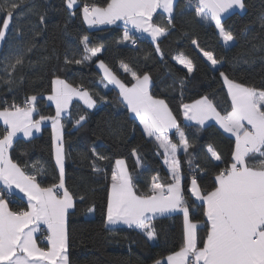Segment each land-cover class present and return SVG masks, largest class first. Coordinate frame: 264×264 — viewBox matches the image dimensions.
<instances>
[{"label": "snow or ice", "instance_id": "obj_1", "mask_svg": "<svg viewBox=\"0 0 264 264\" xmlns=\"http://www.w3.org/2000/svg\"><path fill=\"white\" fill-rule=\"evenodd\" d=\"M65 5L71 16H75L74 9L82 12L83 20L89 26L123 21L121 42L133 46L137 42L135 33H147L156 42L175 28V0H108L105 5L95 0L91 3L87 0H65ZM26 6L28 14L37 15L39 24H44L46 9L40 12L28 6L26 0H4L0 4V16L3 17L0 20V43L6 40L10 24L25 15ZM234 8L244 9V0H187L180 14L194 12L201 22L214 23L223 43L228 45L234 36L225 28L223 19L224 14ZM157 10H162V15H165L166 26L153 22ZM261 24L264 25V17H261ZM33 32L34 41L35 36L40 34L39 28ZM18 39L23 40V36ZM33 41L14 46L2 61L0 71L5 74L3 82L9 85V90L15 82L13 73L24 66L28 53L35 47ZM192 43L199 48L195 40ZM81 45L79 58L73 55L70 59L65 53V64H86L93 58L98 59V67L103 72L101 83L105 88L110 84L119 89L121 102H126L130 111L138 117L145 138L155 144L156 154L162 158L170 174L167 183L161 182L159 173L151 175L148 190L140 192L135 181L149 169L142 164L137 150L133 148L131 153L140 169L136 177L130 173L125 159H115L104 226L111 231L114 226L127 225L139 230L148 240H154L156 230L153 221L157 217L179 212L183 216V243L178 251L167 256L166 262L156 260L155 264H264V88L230 78L216 67H222L223 62L213 52L200 49L227 86L230 110L222 113L205 95L193 103L182 104L183 116L201 127L207 121L215 120L224 132L235 137L234 151L229 160H224L220 152L209 145L205 149L202 167L200 163H194L189 153L193 145L168 104L152 94L151 76L147 72L137 73L121 62L120 68L130 74L133 81L130 85L126 84L103 59H99L103 45H92L87 36L82 37ZM258 47L264 48V44L253 45L254 49ZM154 51L163 57L159 43L155 44ZM176 59L188 73L193 72L192 61L183 53H178ZM243 62L249 61L245 59ZM52 84V94L47 99L55 102L54 116L41 115L39 119H33V114L38 111L36 95L26 97L22 105L13 102L0 108V120L7 126L0 136V264H70L69 210L75 209L77 199L83 202L84 196L74 197L65 183L66 153L61 119L62 116L69 118L68 109L74 97L88 108H95L97 101L83 86L73 87L58 76ZM179 84L182 89L184 80H180ZM46 120L52 122L58 182L42 187L35 172L26 173L13 161L10 150L18 133L31 137L33 129L39 131ZM85 120L86 117L80 115L75 125L82 126ZM172 130H175L176 142L170 136ZM91 152L93 159L90 167L94 172L104 174L105 168L100 162L109 161L111 157L97 152L96 146L91 148ZM180 153L185 156L188 165L187 178L182 170ZM221 164L225 166L220 168ZM208 165H214L217 171L212 190L205 191L197 176L206 173ZM35 167L32 165L33 169ZM14 189H19L27 197L25 208L12 210L9 207L4 196L5 193L11 196ZM186 194L194 198L193 202L205 205L203 222L191 218ZM88 211L94 212V206ZM41 225L46 226L44 240L47 247L38 243L37 234L41 232ZM198 228L204 230L203 236L198 235Z\"/></svg>", "mask_w": 264, "mask_h": 264}, {"label": "trees", "instance_id": "obj_2", "mask_svg": "<svg viewBox=\"0 0 264 264\" xmlns=\"http://www.w3.org/2000/svg\"><path fill=\"white\" fill-rule=\"evenodd\" d=\"M4 0H0L2 4ZM91 3L93 0H87ZM105 5L108 0H95ZM187 0H178L175 7V28L163 37L159 47L163 53L154 51L155 44L147 38L138 42L136 47H129L121 42L123 29L117 25L89 29L85 24L82 12L75 10L71 16L65 0H26L28 6L39 9L46 16L43 25L38 16L28 14L10 24L6 40L0 46V69L3 59L16 45L33 41V30L39 28L35 36V47L28 53L25 64L13 73L11 85L4 83L5 74L0 71V108L13 102L23 104L26 97L37 96V117L55 115V108L46 102L45 97L52 94V81L58 76L72 84L83 86L97 101V108L90 111L81 103L75 102L70 108L69 118L63 119L64 147L66 152L65 183L74 197L84 196L83 202L77 199L76 207L69 213V257L70 264H155L168 255L178 251L183 243V216L175 214L153 221L156 230L154 244L140 233L128 227H118L111 231L106 228V203L111 183V172L115 159H125L127 167L134 177L140 172L131 154L135 148L141 157L142 164L149 171L140 175L135 181L140 192H146L150 176L159 173L161 182L170 181V174L162 158L156 154V146L149 142L142 132L138 121L131 116L128 108L121 102L119 92L101 83L102 73L97 68L98 59L86 64H65V53L71 59L82 54L81 40L87 36L92 45H103L99 59L112 69L126 84L132 81L130 74L120 68L121 62L128 64L137 73L147 72L152 78V94L164 99L176 116L193 147L189 153L194 163L204 167L205 149L211 145L220 152L224 160H229L235 147V139L225 134L217 125L201 127L184 121L182 104L193 103L207 95L222 113L230 110V97L219 72L203 57L200 49L213 52L223 62L219 65L230 78L246 85L264 88V48H253V45L264 44V0H244L245 11L234 12L223 19L226 29L232 31L233 43L226 47L214 23L201 22L194 12L181 15ZM82 7V4L80 5ZM3 17L0 16V20ZM154 23L166 26V20L155 16ZM15 25V28L13 27ZM23 36V40L18 39ZM195 40L199 48L193 45ZM183 53L194 65L192 73L177 63L176 56ZM147 56V59L145 57ZM48 57V59H44ZM248 63H244V60ZM239 60V62H237ZM184 80L181 89L179 81ZM106 83V81L104 82ZM103 98V99H102ZM84 115L82 126L75 125L76 119ZM2 133V130L0 129ZM171 137L176 142V136ZM111 157L109 161L100 162L105 173L100 174L90 167L93 154L91 148ZM11 158L26 173L35 172L37 182L42 187L58 182V169L54 161L53 130L50 125L43 128L39 136L30 140L19 139L11 149ZM185 177L189 176L188 165L183 154L180 155ZM35 165V169L32 168ZM225 165L221 164L220 168ZM217 168L208 165L206 173L197 179L203 190H212ZM187 183V179L185 180ZM194 221L205 220V206L186 194ZM27 205L23 199L11 204L12 210L23 209ZM95 208L89 212L90 207ZM204 230L198 229L203 236Z\"/></svg>", "mask_w": 264, "mask_h": 264}, {"label": "crops", "instance_id": "obj_3", "mask_svg": "<svg viewBox=\"0 0 264 264\" xmlns=\"http://www.w3.org/2000/svg\"><path fill=\"white\" fill-rule=\"evenodd\" d=\"M177 1H178V0H175V7H176V4H177ZM244 11H245V8H244V9H239V8L231 9V10H229L228 13H225V14H224V18L227 17L228 15L234 13V12H240V13H243ZM157 15H160L161 18L165 20V15H162V10H157V13H156V14L154 15V17H153V22H154V18H155V16H157ZM84 22H85V21H84ZM85 24L87 25V27H88L89 29H98V28L107 27V26H112V25H117V26H119V27L124 28V23H123V21H117L115 24H103V25H93V26H89L86 22H85ZM129 27H130V26H129ZM142 34L145 36V38H147L148 40L152 41L151 38L148 36L147 33H142ZM162 38H163V37L159 38L158 41H160ZM158 41H156V42H153V41H152V42H153V43H157ZM232 43H233V41L229 42L228 45H225V46L228 47V46H230ZM101 53H102V52H101ZM101 53H100V54H101ZM205 59H206V58H205ZM176 61H177V63H179L178 60H176ZM207 62H208V61H207ZM208 63L210 64V62H208ZM179 64H180V63H179ZM180 65H182V64H180ZM182 66H183V65H182ZM183 67H184V66H183ZM216 67H219V65H217ZM97 68L99 69L98 64H97ZM99 70H100V72H101L102 75H103L102 70H101V69H99ZM152 85H153V82H152ZM109 86L115 88V89L119 92V89L116 88L114 85H110V84H109ZM53 87H54V86H53ZM226 88H227V86H226ZM50 95H51V94H50ZM48 96H49V95H47V96L45 97L46 102H47L49 105H51V106H53V107L55 108V102H54V101H49V100L47 99ZM121 99H122V98H121ZM75 102L81 103L85 108H87V109L90 110V111H92V110H94V109L97 108V104H96V107H95V108H88L87 105H85V104L83 103V101L79 100V98H77V97H74L73 100H72L71 105L69 106L68 114H69V111H70L71 106H72L73 103H75ZM124 104H125V106L127 107L126 102H124ZM127 108H128V107H127ZM37 110H38V109H37ZM128 110H129L131 116L134 117V118L138 121V123H139V119H138V117H136L135 114L132 113V112L130 111L129 108H128ZM182 111H183V109H182ZM37 114H38V111H37V113H34V114H33V119H39V117H37ZM183 118H184V116H183ZM63 119H64V118H63V116H62V119H61L62 122H63ZM184 121H185L186 123L196 125L194 121L189 122V121L185 120V118H184ZM209 124H215V125H217V126H218V127L224 132V130L219 126V124H218L215 120H209V121H207L206 124H205L204 126H202V127H205V126H207V125H209ZM46 125H50V126L52 127V122H51V120H46V121H44V122L41 124V126H40V130H39V131H36L35 129H33V134H32L31 137H24V136H23V133H18V134H17V137L14 139L13 146H14L15 142H16L17 140H19V139L30 140V139H32L33 137L39 136V135L42 133L43 128H44ZM139 125H140V124H139ZM140 126H141V128H142V125H140ZM6 127H7V126L3 124V121L0 120V129L2 130V133L0 132V136H2V135L4 134V131H5V128H6ZM174 131H175V130H172V132L170 133V136H171L172 133H174ZM224 133L227 134L228 136H230V137H232V138L235 139V137H234L231 133H226V132H224ZM171 138H172V137H171ZM172 140H173V139H172ZM174 142H175V141H174ZM10 152H11V150H10ZM65 153H66V152H65ZM181 154H182V153H180L179 155H181ZM10 156H11V153H10ZM126 165H127V163H126ZM13 193H15V194H17V195H20V196L23 198V200H24V202L26 203V205H27V197H26L23 193L19 192V189H14V190H13ZM200 203H201V202H200ZM202 204H203V203H202ZM203 205H204V204H203ZM204 206H205V205H204ZM9 207H10V206H9ZM10 208H11V207H10ZM72 210H73V209H72ZM72 210H69V213H70ZM175 214H181V213L176 212V213H172V214L165 215V216H163V217H168V216H172V215H175ZM163 217H157L156 219L163 218ZM68 218H69V216H68ZM156 219H155V220H156ZM118 227H128V226H127V225H123V224H121V225L114 226L113 229H114V228H118ZM128 228H129V227H128ZM42 229H44V230L46 231V226L41 225V230H42ZM68 229H69V228H68ZM198 229H199V228H198ZM40 233H41V232H40ZM40 233L37 234V235H38V243H39ZM68 234H69V230H68ZM154 241H156V238L154 239ZM39 244H40V243H39ZM40 246H41V247H47L48 245L45 246V245L40 244ZM163 261L166 262V259H164Z\"/></svg>", "mask_w": 264, "mask_h": 264}, {"label": "built area", "instance_id": "obj_4", "mask_svg": "<svg viewBox=\"0 0 264 264\" xmlns=\"http://www.w3.org/2000/svg\"><path fill=\"white\" fill-rule=\"evenodd\" d=\"M123 31H124V29H123ZM122 35H123V33H122ZM135 35L137 37L136 45H134V46L130 45L128 42H124V44L126 46H129V47H136L139 41L145 39V36L142 33H135ZM4 198L6 200H8L9 206L11 204L17 203L18 200L23 199L20 195H17L15 193H13L11 196H9L7 193H5ZM46 234H47L46 231L44 229H42L41 233H40V238H39V243L42 245H45V246L47 245L46 241L44 240V236H46Z\"/></svg>", "mask_w": 264, "mask_h": 264}, {"label": "rangeland", "instance_id": "obj_5", "mask_svg": "<svg viewBox=\"0 0 264 264\" xmlns=\"http://www.w3.org/2000/svg\"><path fill=\"white\" fill-rule=\"evenodd\" d=\"M3 43V42H2ZM2 43H0V46L2 45ZM61 123L63 124L62 120H61ZM53 130V129H52ZM63 134H64V128H63ZM54 135V134H53ZM65 166H66V158H65ZM165 167L167 168V166L165 165ZM152 244L155 243L154 240H150Z\"/></svg>", "mask_w": 264, "mask_h": 264}]
</instances>
